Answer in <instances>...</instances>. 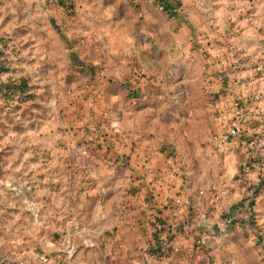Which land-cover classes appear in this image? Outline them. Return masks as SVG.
Listing matches in <instances>:
<instances>
[{
    "label": "rangeland",
    "instance_id": "rangeland-1",
    "mask_svg": "<svg viewBox=\"0 0 264 264\" xmlns=\"http://www.w3.org/2000/svg\"><path fill=\"white\" fill-rule=\"evenodd\" d=\"M168 1L66 0L65 6H50L45 0H0V264H134L122 250L139 259L143 249L135 241L120 246L112 230L93 225V211L74 212L81 210L80 194L91 191L93 175L86 177L90 186L82 188L78 181L61 184L59 168L51 174V159L82 158L88 170L92 157L86 159L82 149L79 157L81 145H72L67 157L29 141L31 128H39L37 137L44 138L41 130L50 124L63 133L85 129L84 143L90 145L95 138L87 133L108 129L107 118L103 122L89 112L80 119L68 111L77 99L89 103L82 104L84 111L101 109L93 98L114 85L125 99L119 107L131 110L127 127L153 142L156 152L170 153L186 192L202 197L193 202L185 196L187 206L181 208L190 207L193 223L202 226L192 231L200 234L194 242L201 249V264H264V152L259 155L242 144L221 146L226 113L217 105L224 79L208 71L206 56L198 50L190 54V36L178 28ZM196 2L217 18L211 25V36L217 37H208L216 47L233 41L227 37L241 29L240 19L256 16L264 22V0ZM76 118L81 128L74 127ZM108 136L101 134L102 142ZM116 163L126 168L122 157L106 152L103 167ZM72 166L69 170L78 176ZM63 192L71 199H62ZM162 254L154 264H191L184 261L183 256H191L187 253Z\"/></svg>",
    "mask_w": 264,
    "mask_h": 264
},
{
    "label": "crops",
    "instance_id": "crops-1",
    "mask_svg": "<svg viewBox=\"0 0 264 264\" xmlns=\"http://www.w3.org/2000/svg\"><path fill=\"white\" fill-rule=\"evenodd\" d=\"M179 2L180 4H175L170 0L165 3L170 6L173 19L176 20L180 31L182 30L185 34L188 32L190 36L191 43L188 47L189 50L194 49L193 53L190 54H197L198 50L199 54L206 56L205 67L208 71H218L224 79L225 89L217 108L226 113L223 120L225 121L226 132L240 119L238 113L233 110H231V113L229 110L233 104L238 103L244 111V116L239 121L243 135L246 137L243 146L252 148L249 141L252 139L253 129L261 125L262 121L259 122V119H264V76L256 71L258 64L264 65V36H262L264 32L261 31L264 28V22L256 16L240 19L241 29L239 31L238 29L234 30L237 34L227 33L229 35L227 39L233 41L226 42V46L216 47L208 37H217L215 33L211 36V25L213 19L216 21L217 18L204 13L196 0H179ZM197 23H200V25ZM260 27L261 29H259ZM235 35L237 37H234ZM114 86L112 90L109 89L108 94L93 98V103L97 102V106L101 109L98 110L96 106H91L90 109L94 108L95 110L84 111L82 104H87V107L89 103H82V99H77L76 105L68 111V114L74 113L80 119L88 117L89 112L91 116L98 118L100 121L104 122L107 118L108 129L105 128L106 130H104L103 127H100V129L93 128L87 133L90 139L95 138V141L90 145L84 143L86 141L85 129H74L73 132L63 133V129L57 131L55 127L51 128L50 124H46L41 130V133H45L44 138L37 137L39 128H31L29 135H34V137L30 138L29 141H34L41 148L48 150L49 154L52 153L55 156L64 151L68 157L70 155L69 150L74 148L72 145H76V143L81 145L76 150L79 157L81 156L79 154L80 149L82 151L89 150L92 160L88 170L87 164L85 165V161L81 157L78 161L66 158L58 162L57 159H51L49 168L51 174L57 172L56 169L59 168L60 174L62 173L61 184L68 185L71 181H78L82 188L90 186H87L86 177L87 175H93L94 181L91 182L93 184L91 191L87 188L85 193L80 194L81 203L78 208L80 207L81 210L76 209L74 212L80 211L85 215L93 211V225H96L98 229L103 225L102 229L112 230L115 234L114 241L117 244L129 247L135 241L143 249L138 260L137 255L134 256L132 252L129 253V250H122L124 257L129 256L133 259L134 264L137 262H140V264H154L159 263L158 258H162V252L176 250L191 255L190 257L183 256L185 262L201 264L198 256L201 249L194 242V237L196 238L200 234H194L192 231L195 228L202 229V226L193 223L196 220L194 217L189 216L188 209L190 207L185 211L179 208L176 202L185 198V196L191 198L193 202L196 199H202V197L197 194V197L190 196L186 192L187 185H183L181 175L176 171L175 166L170 164L172 158L170 153L168 154L164 149L156 152V146L153 142L149 139H142L137 132L127 127L125 120L131 110L119 107L122 106L121 103L125 99L123 101L121 91L117 89L116 85ZM136 97L134 94L130 96L131 99ZM78 100H80V103ZM104 104L107 106L103 107ZM255 113H259L261 116L258 117ZM79 124L80 120L76 118L74 127L81 128L82 126ZM65 128L69 129L68 126H65ZM105 133L109 134L108 142H102L103 137H101V134ZM73 134L77 135L76 138H73ZM18 146H20L19 142ZM255 151L261 155L264 149ZM106 152L109 156L122 157L126 168L120 166V162L116 163L114 168H104L103 160ZM73 164L74 166H72ZM71 166L77 169L78 176L72 175L68 168ZM79 167L81 169H78ZM170 167H172V170H170ZM134 171L136 175L131 178L129 173ZM51 177L55 179L57 176L51 175ZM64 195H68V192H63L60 197L64 199ZM88 197L90 198L88 199ZM65 198L71 199V196ZM68 203L70 204L71 200ZM87 204L90 207H87ZM149 204L159 209L158 215L148 211L147 205ZM68 209L69 206L67 205L66 212H68ZM199 210L204 211L199 208L196 209V211ZM45 212H48V210ZM70 223L68 219L66 224L69 226ZM187 229H190L193 234L189 235L186 232ZM159 247L163 248V251L160 250V253L155 252L154 249ZM154 252L156 254H153Z\"/></svg>",
    "mask_w": 264,
    "mask_h": 264
},
{
    "label": "built area",
    "instance_id": "built-area-1",
    "mask_svg": "<svg viewBox=\"0 0 264 264\" xmlns=\"http://www.w3.org/2000/svg\"><path fill=\"white\" fill-rule=\"evenodd\" d=\"M155 1V0H154ZM45 2L52 6L54 4H56L58 2V0H45ZM66 3V2H65ZM65 3L62 4L61 6H65ZM161 9L164 8V6H160ZM256 71H259V73L264 76V65L263 64H258V66H256ZM235 113H238L240 116V119L238 120V123L235 122V124L229 128V130L227 132H225V134L222 137L221 140V146L223 148H227L228 146L230 147H234L240 144H245V136L243 135V130L239 125V121L242 120L241 117L244 116V111L242 109V107L240 106H236V108L234 109ZM256 114V113H255ZM223 115H221L220 113H217V115L215 116L216 121L220 122L221 118ZM256 116L260 117L261 115L259 113L256 114ZM261 122V125L258 128H254L253 129V135L251 136L252 139L249 141V145L252 146L253 149L256 150H262L264 149V119H259V122ZM83 155L86 157V159H88L89 156V150H85L83 152ZM108 164L112 165L110 161H108ZM215 189V188H214ZM205 191H200V195H204ZM176 205L179 208H186L187 206V198H182L180 200H177ZM148 207V211L152 212L154 215H158L159 213V209L156 206H151L150 204L147 205ZM67 245L70 246L71 244V240H67ZM156 249V248H155ZM44 262H47V258H43L42 259Z\"/></svg>",
    "mask_w": 264,
    "mask_h": 264
},
{
    "label": "trees",
    "instance_id": "trees-1",
    "mask_svg": "<svg viewBox=\"0 0 264 264\" xmlns=\"http://www.w3.org/2000/svg\"><path fill=\"white\" fill-rule=\"evenodd\" d=\"M65 1H66V0H58V3H59L60 5H62V4L65 3ZM154 253H155V252H154Z\"/></svg>",
    "mask_w": 264,
    "mask_h": 264
}]
</instances>
